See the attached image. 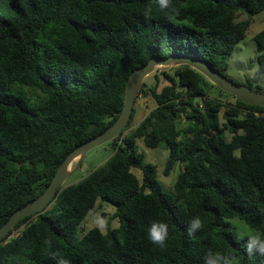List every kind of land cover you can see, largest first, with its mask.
<instances>
[{
  "label": "trees",
  "instance_id": "obj_1",
  "mask_svg": "<svg viewBox=\"0 0 264 264\" xmlns=\"http://www.w3.org/2000/svg\"><path fill=\"white\" fill-rule=\"evenodd\" d=\"M263 11L264 0H170L167 8L158 0H0V227L45 191L73 149L117 121L135 70L153 57L192 54L227 75L230 56ZM253 38L261 74L264 29ZM154 77L138 96L151 94L156 106L107 142L114 153L105 164L13 227L0 241V264H55L51 251L71 264H204L209 250L262 264L230 220L264 233V106L242 102L186 64ZM214 87L235 103L212 96ZM139 139L169 150L165 175L181 163L173 192L145 162ZM99 199L117 206L119 226L81 237ZM196 216L204 229L189 236ZM154 221L169 226L165 249L147 238Z\"/></svg>",
  "mask_w": 264,
  "mask_h": 264
},
{
  "label": "rangeland",
  "instance_id": "obj_2",
  "mask_svg": "<svg viewBox=\"0 0 264 264\" xmlns=\"http://www.w3.org/2000/svg\"><path fill=\"white\" fill-rule=\"evenodd\" d=\"M246 14H240L238 20L246 19ZM264 29V11L253 16L251 26L247 30L246 37L236 46L234 52L229 58V68L226 71L227 76L241 84L259 86L264 92V72L257 74L258 70V55L259 48L257 42L254 40V35ZM174 64L170 65H158L155 67L153 72L146 76L144 80L148 85H152L155 82L154 75L167 68H170ZM160 77H162L160 75ZM167 82L161 78L160 88H162ZM211 85V83H210ZM210 91L212 96L218 97L224 105H233L235 99L225 93H220L216 87ZM147 89V87H146ZM156 106V101L151 96V94H144L137 96L132 115L129 120L127 127L125 128V135L130 133L138 123L148 114V112ZM227 137L230 134L226 133ZM139 144L141 149L145 152V162L152 163L156 165L158 170V176L166 192H173L175 182L181 171V163H177L172 169L169 175L164 174V169L169 157V150L164 146L158 148H150L145 145L142 139H139ZM114 148L112 144L105 143L103 145L97 146L86 153V155L81 160L79 166L75 169L79 157L76 158L69 167L71 171L69 177L67 178L64 186L75 184L81 181L84 177L88 176L93 170L99 166L105 164L109 158L113 155ZM133 171L139 176H142L140 169L134 168ZM54 204V203H53ZM52 204V205H53ZM51 205V206H52ZM118 209L117 206L109 200L99 199L93 209L84 218L79 227V234L81 237L84 234L95 227L100 228L103 232H107L109 229H114L119 226L118 217H116ZM231 224L234 226V234L238 239L244 236V233L248 231L258 232L257 230L251 228L245 224L242 220L238 218H233L230 220ZM235 225H240L242 231ZM244 225V226H243ZM18 231H14L11 236H16Z\"/></svg>",
  "mask_w": 264,
  "mask_h": 264
},
{
  "label": "water",
  "instance_id": "obj_3",
  "mask_svg": "<svg viewBox=\"0 0 264 264\" xmlns=\"http://www.w3.org/2000/svg\"><path fill=\"white\" fill-rule=\"evenodd\" d=\"M174 63L186 64L197 69L206 77H208L217 87L227 93L233 94L244 103L264 106V92L262 90L249 87L230 79L227 75L222 74L216 69H213L208 61L195 55H172L164 59L158 57L151 58L145 66L135 70L132 73L127 84L124 107L117 121L102 134H99L80 144L69 153V155L58 168L56 174L45 191L31 203L17 209L0 227V241H2L10 233V231L19 221L51 206L54 197L58 195V191L64 186L71 173V171H69V167L73 161L79 157V161L75 167L76 169L88 151L115 139L127 127L132 115L136 97L139 94V90L144 78L151 74L156 66L170 65Z\"/></svg>",
  "mask_w": 264,
  "mask_h": 264
},
{
  "label": "clouds",
  "instance_id": "obj_4",
  "mask_svg": "<svg viewBox=\"0 0 264 264\" xmlns=\"http://www.w3.org/2000/svg\"><path fill=\"white\" fill-rule=\"evenodd\" d=\"M158 2L161 8H167L170 4V0H158ZM150 12L151 9L144 13L146 19L150 18ZM204 226L205 222L201 217L196 216L192 218L187 228L188 235H195L202 231ZM235 227L238 228V225H235ZM244 237L247 240L246 250L248 255H258L262 258V264H264V233L248 231L244 233ZM147 238L154 246L160 249H165L169 239L168 224L163 221L152 222L148 229ZM43 244L48 250L53 248V242L51 239H45ZM49 258L54 260L55 264H71V261L66 259L59 251H51ZM204 264H238V259L231 254L209 250L204 256Z\"/></svg>",
  "mask_w": 264,
  "mask_h": 264
}]
</instances>
